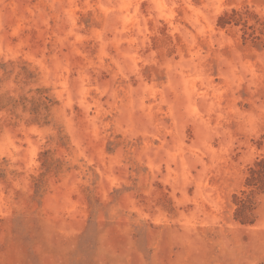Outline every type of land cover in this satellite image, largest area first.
<instances>
[{
  "label": "rangeland",
  "instance_id": "obj_1",
  "mask_svg": "<svg viewBox=\"0 0 264 264\" xmlns=\"http://www.w3.org/2000/svg\"><path fill=\"white\" fill-rule=\"evenodd\" d=\"M262 158L264 0H0V264H264Z\"/></svg>",
  "mask_w": 264,
  "mask_h": 264
},
{
  "label": "trees",
  "instance_id": "obj_2",
  "mask_svg": "<svg viewBox=\"0 0 264 264\" xmlns=\"http://www.w3.org/2000/svg\"><path fill=\"white\" fill-rule=\"evenodd\" d=\"M247 184L250 186H256L264 191V158L256 161L254 166L249 167Z\"/></svg>",
  "mask_w": 264,
  "mask_h": 264
}]
</instances>
